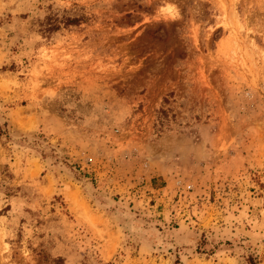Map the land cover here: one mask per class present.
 I'll use <instances>...</instances> for the list:
<instances>
[{"label": "rangeland", "instance_id": "1", "mask_svg": "<svg viewBox=\"0 0 264 264\" xmlns=\"http://www.w3.org/2000/svg\"><path fill=\"white\" fill-rule=\"evenodd\" d=\"M264 264V0H0V264Z\"/></svg>", "mask_w": 264, "mask_h": 264}, {"label": "trees", "instance_id": "2", "mask_svg": "<svg viewBox=\"0 0 264 264\" xmlns=\"http://www.w3.org/2000/svg\"><path fill=\"white\" fill-rule=\"evenodd\" d=\"M247 264H258V262L256 258L248 257Z\"/></svg>", "mask_w": 264, "mask_h": 264}]
</instances>
